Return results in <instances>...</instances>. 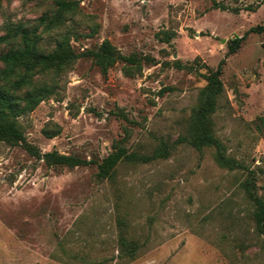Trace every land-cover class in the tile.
<instances>
[{
    "label": "rangeland",
    "instance_id": "374dc122",
    "mask_svg": "<svg viewBox=\"0 0 264 264\" xmlns=\"http://www.w3.org/2000/svg\"><path fill=\"white\" fill-rule=\"evenodd\" d=\"M77 1L63 26L43 31L55 0H2L0 36L23 24L52 49L68 33L78 53L109 40L142 65L120 60L104 73L80 56L41 76L54 93L18 118L33 149L0 142V264H264L245 188L264 196V32L252 30L264 0ZM15 44L0 41V53ZM220 64L211 130L229 165L215 146L182 140ZM119 145L160 153L99 179L98 163ZM49 151L90 163L50 164ZM122 229L135 258L121 255Z\"/></svg>",
    "mask_w": 264,
    "mask_h": 264
},
{
    "label": "trees",
    "instance_id": "16d2710c",
    "mask_svg": "<svg viewBox=\"0 0 264 264\" xmlns=\"http://www.w3.org/2000/svg\"><path fill=\"white\" fill-rule=\"evenodd\" d=\"M55 10L40 18V24L44 25L43 31L63 26L71 15L77 11V0H55ZM2 0H0V9ZM252 30L264 32V24L254 27ZM171 34L166 32L165 40H169ZM43 36L23 24L10 25L7 33L0 36V41L16 43L6 51L0 53V142L21 141L29 150L33 148L26 142V136L18 122V118L32 110L38 104L52 95L56 85L41 80V76L48 74H60L80 56H91L102 72L116 64L124 61L131 67H141L142 60L134 54H122L109 40H105L98 49L76 52L70 42L68 33L56 38L55 45L48 49L42 44ZM242 38H236L230 45V50L239 48ZM147 60L151 61L148 56ZM181 65V64H177ZM221 64L215 70H209L207 85L203 89L201 103L192 115L188 137L182 140L188 142L195 148L202 150L205 146L217 148V160L222 165H229L230 159L222 151L221 141L212 132L211 115L215 112L217 100L222 94L224 86L221 80ZM141 155L136 152L129 153L127 148L119 145L98 163V178L112 177L115 167L124 159L131 161H146L158 155ZM43 157L50 164H66L74 167L88 164L90 160L78 158L72 155L61 154L57 151H49ZM248 197L252 201L254 209L252 217L258 234L263 236L264 242V196L255 194L245 182ZM119 226L124 225L119 220ZM121 243V255L135 258L138 250L137 243L129 239L122 229L119 234Z\"/></svg>",
    "mask_w": 264,
    "mask_h": 264
}]
</instances>
